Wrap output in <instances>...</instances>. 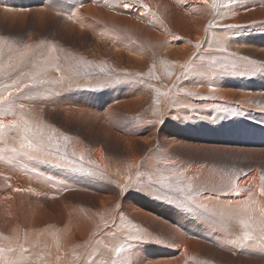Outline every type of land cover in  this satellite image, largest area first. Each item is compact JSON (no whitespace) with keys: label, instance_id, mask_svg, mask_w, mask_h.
<instances>
[{"label":"bare ground","instance_id":"obj_1","mask_svg":"<svg viewBox=\"0 0 264 264\" xmlns=\"http://www.w3.org/2000/svg\"><path fill=\"white\" fill-rule=\"evenodd\" d=\"M65 1H67V3ZM58 2L59 6L56 8V12L59 14L56 16L57 19L63 23L60 24V26H65V28L73 29L74 31L76 28V31L80 33V37L83 33L88 32L92 39V44L89 45L88 49L91 55L90 58H88L86 62H82L83 67L78 75L61 79V81L67 80L66 83H68L69 86L66 87L65 83H62L60 85L65 86H61V89L67 92L66 95L71 93L68 88L71 87V90H74V88L76 89V85L78 86L76 89L77 91L86 92L87 90H92L95 92L105 89L109 92L108 95H110L111 100L116 101L117 99H120L117 101L120 105H126L127 107L128 105H131V108L135 110L139 109L138 107L140 106L143 107V111L141 112L142 114L133 118L127 127H117L115 129V136H117L116 139H118L122 146H124V156L122 159V156L119 158L121 159L120 161H115L110 156L106 155L104 149H102V146L100 145L93 149V154H89L86 151L87 148L85 149L83 145L79 144V141L81 140L78 138H73L75 141L71 142L69 146L66 147V144L64 145L66 147L65 149L69 150V153H75L78 158L83 156L86 165H89L88 170L91 169L90 171L95 173V166H100V164L101 166H105V169L102 168L103 166L101 167L102 171L109 173L111 170H114L115 167H126L127 165H132L133 167V165H142L144 160L151 165L150 167L160 170L159 173H161V171H172V168L174 169V167L171 164L167 165L163 161L165 159L162 157L165 153V149L163 147H167V145L164 146L162 144L163 146H160V144L166 141L167 143L171 141L173 142L175 139L174 136L170 137L169 130L163 127V121L166 120L165 118L170 116V114L174 111L180 113L179 117L181 118L183 116L187 117V115H189V111L192 110H196L203 116H208L215 110H220L222 113L229 112V109L233 108L236 103H232V101H230L231 99L229 100L225 96L233 95L230 91H233L234 88H229L231 89L229 91L227 86L224 84V81L220 78L221 72L227 70L226 65L228 64L223 67V71L220 70V68L218 69V66L222 69L223 64H225L223 59H231V61H235L236 55L233 51H235V48L238 47V43L241 44V36H239V34L244 32L247 33L253 29L254 31L259 29L264 31V0H235L233 3H229V0H216L215 8L212 7L213 0H207V3L205 0H79V2H75L78 3V5L76 4L73 7L66 6L65 9L62 7V4L70 6L72 2L70 4L68 3L70 2L69 0H58ZM125 2L133 6L123 7L122 4ZM48 4V0H0V11L3 13L1 14L2 16H7V14H12V12L15 14L21 13L22 8L29 9L28 7H32L33 9L37 6L35 7L36 10L34 15H41L42 18L37 17L39 21H48L50 16H54L53 14L50 15L51 12ZM36 27L38 26L36 25ZM250 33L251 32H249V34ZM249 41L254 44H263L262 46H264V40L260 38ZM47 47L48 48L46 50H49L48 53L44 50L42 53L38 51L40 52V55H38L37 58L34 57V62L31 61V63H33H30L31 65H29L30 76L27 78V80L31 79L32 81L38 83L35 86H39V82L41 81L40 79H42L44 83L43 87L45 89H48L45 84H49L54 79H57L58 81L60 76H67L56 68L58 63L57 60L59 58L56 53V49L51 45ZM216 47L223 48L224 50H221L220 48L217 49ZM43 49H45V47H43ZM227 50H230V52H227ZM27 52V55H30L28 50L21 53L25 54ZM261 64L262 62H257L256 68L262 69L263 65ZM241 69L245 70V68ZM152 73L155 75L154 77L150 75ZM227 74L229 75V73ZM45 79L47 80V83H45ZM57 88L58 87H56V89ZM241 90L242 88H240V91ZM3 92L5 91L0 90V96H6L8 97V100L3 104H0V112L2 114L10 113L11 119L8 115H6L3 116L2 120L5 121L9 119V121L7 120L4 123L3 121L0 122L7 126L11 124L13 125L15 122L18 127H14V133H7L5 129H0V218L2 214L9 216L15 213L18 208L21 207L24 200L28 201L30 198L33 199V197L37 199V196L39 198L41 194L47 191H52L54 193L59 192L60 190L66 191L70 188L74 189V191H78L86 187L95 191L93 187L85 185L83 181L78 182L76 179L71 178L68 174L65 175V173L57 171V169L73 170L75 167L68 166V162H63L62 160H57L51 157L40 156L38 155V151L36 152L37 154L35 158L32 157L30 152L27 153L25 150L20 151L14 157L13 153H15L16 150L14 149V146H16L14 145V141L17 142V138L20 140L17 145H21L23 142V136H27V138L32 140L33 143H38L40 142L39 133L43 134L47 129L50 130V126L48 125V121L45 122L42 120L35 108L32 107L31 102H28V100L26 101L21 97L19 98L18 96H10L9 94L1 95ZM232 97L230 96L229 98ZM82 102L84 104L83 100L78 101V106H81ZM237 104L241 105L240 103ZM105 108L104 103H96L93 107L96 112H102V114H104ZM209 109L211 111H209ZM207 110L209 112H207ZM25 121L30 122L32 125L26 126ZM23 124L25 126H23ZM143 125H146L147 129H142ZM25 127L30 129L26 133L23 131ZM161 127L162 129H160ZM113 128L115 127L113 126ZM54 133L55 131L53 134ZM55 135L59 136L57 132ZM111 138L113 139L112 136ZM150 140H154L156 142V146H154V148L152 147L153 149H149L146 155H144V153L140 156L135 149V144L140 142L147 147H151L149 143ZM64 146H61V150L62 148L64 149ZM161 151L164 153H161ZM85 153L89 154V156ZM80 160L84 162V160ZM28 165L34 169H38L39 174H29L28 172H25L22 167H26ZM41 166L43 169H41ZM190 169H188L189 171L186 173L187 176L193 174L194 171L197 170V165L192 166V169L194 170ZM178 171V175L183 173ZM47 177L53 178L55 182H49ZM99 178L96 180H99ZM191 178L192 177H190V179ZM243 178L240 180V183L244 180L246 182L245 186L248 185V188L239 189V192L233 190L234 192L230 194H234V196L219 197V193H217L218 195H216V197L212 195L210 201H203L204 204H201L203 206H200L199 203H193L194 200L189 201L190 199L188 196L184 195L185 199H183L182 204L179 203L178 206L175 205V212L180 213L178 211L180 208L179 206L183 207L186 213L193 212V210H195V206L192 204L206 210V212H212L215 215L214 221H216L215 227L213 226L216 231L214 236L216 237L215 242H217L220 247L225 250H230V252L231 250H233V252L235 250L238 255L246 256L248 253H251V251L256 249L253 247L252 241H257V237H255L259 226L257 224L264 220L260 213V209L264 208V193L260 191L261 187L258 186V184H261V180L255 176L254 173L246 175L245 179ZM104 180L109 181V179ZM110 181L113 180L110 178ZM61 182H63V184H61ZM234 182L236 183V181ZM234 185H232V187ZM53 186L56 188H53ZM61 186L63 189H61ZM125 192L126 191L124 189L120 190V194L117 197V204H115L114 198L111 194L107 191L99 190L98 193L93 194V199L89 202L88 207L85 208L80 205L79 211L75 205L68 203L69 199L66 196L68 193L64 194L67 198H60L62 201L66 202V204L65 207L59 211L61 213H57L58 215L62 214L61 216L67 222V228L71 230L67 235V243H77L80 240L82 242L83 239L86 241L89 240L85 244L82 243V245H78L76 247V249L79 247V256L82 257L85 253L87 254L88 249L91 250L89 247L93 245L89 243L90 241H92V243L93 241H96L94 244H97V249L94 247L95 251L93 250L94 252H92L94 255H92V253L90 254L92 256L89 264H113L114 261L116 264H123V261L126 259L134 261V264L201 263H199V255L197 254V252H200V245L198 246L193 243L192 241L195 239L193 238L191 241V235H189L188 232L185 235L183 233L185 230L183 228L178 230L175 224L174 230L176 232V237L178 238L176 243L173 241L174 244L168 241L167 243L162 242V239H159L160 241L157 242V239H155V236L150 232V229L142 226V224L136 225L137 228L142 226L141 229H137L140 232L139 235L137 233H124L118 224V213L120 211H124L130 219V214L134 215L140 212L136 200L133 201ZM150 192L151 197L164 198L169 202L173 201V199L168 195L160 196L158 192H152V190ZM237 193L242 194L239 195ZM41 197H43V195ZM205 197L208 196L205 195ZM190 202H192V204ZM31 204L33 206L34 203ZM112 207H115V209ZM31 209L33 210L32 207ZM94 210L96 211L93 212ZM101 212L104 214L102 215ZM110 212H112V216H109L108 218V213ZM140 213L144 214L143 211ZM158 214L159 213L156 212V215ZM93 216L103 217L101 218L99 229L94 231L88 230V217ZM162 216L164 215L161 214V220L163 221ZM198 216L196 215V218ZM256 216H258L257 219H255ZM164 217L167 220V217ZM155 220H157V218ZM159 220L160 219H158V221ZM241 220L247 223V228H245L240 222ZM255 221L257 223L256 226ZM168 224H170V222H168ZM227 224L237 226V229L241 231L240 233L238 232L240 234V239L243 238L244 232L247 231L251 233L253 236L252 241H246L243 245H241L237 239H234L237 245L234 249L231 248V244L234 245L232 243L234 237L226 235V232L229 231V225ZM261 226L264 227L263 224ZM210 228L212 232L211 225ZM232 228L235 229V227ZM165 229L171 230L169 227L164 228V230ZM58 231L60 232V230ZM9 234L11 239H18L19 237L18 226H16L15 221L11 222V231ZM130 236H142L145 239L142 238L140 241H135L130 240ZM42 237L45 238L47 235L43 234ZM36 238L37 236H35V239ZM117 247L123 248V251L120 254L115 252ZM0 248L5 249L4 252H0V264L82 263L76 257L75 260L69 261L70 263H64V260L57 261V259L53 261V256L40 259L34 249V240L24 243L17 241L3 242L0 240ZM9 248L13 249V251H7ZM59 249L64 253V255H60V253H58V257L62 259L67 257L68 259L69 256L67 253L65 254V251L69 249ZM102 251L109 254V258L105 261L100 255ZM238 251L241 254L238 253ZM209 252L211 253V251ZM90 255L88 254V256ZM88 260L89 259H87V261ZM204 261L212 263V260Z\"/></svg>","mask_w":264,"mask_h":264},{"label":"rangeland","instance_id":"obj_2","mask_svg":"<svg viewBox=\"0 0 264 264\" xmlns=\"http://www.w3.org/2000/svg\"><path fill=\"white\" fill-rule=\"evenodd\" d=\"M69 1V4L72 2L70 6L62 4V7L64 9L66 6L73 7L76 4L78 5V3L75 2H79V0ZM48 2V6L51 12L50 15H54L53 17L50 16V19L48 21H39L38 18H42L41 15H34L36 10L35 7L37 6H35L33 9L32 7H28L29 9L22 8L21 13L15 14L14 12H12V14H7V16H2L1 14L3 13L0 11V90L5 91L1 95L11 93L10 96H18L19 98L21 97L26 101L28 100V102H31L32 107L35 108L42 120L45 122L48 121V125L50 126V130H48L47 128V130L45 129L46 132L43 133L45 136L41 133H39L40 135L38 134L40 138L39 141H42L44 144L43 151H39L38 155L62 160L63 162H68V166L75 167L73 170L57 169V171H59L60 173H65V175L68 174L71 178L76 179L78 182L83 181L85 185L93 187L95 191L87 187L78 191H74V189L70 188L66 191L60 190L59 192L54 193L52 191H47L45 192L47 195L45 193L41 194V196L43 195V197L40 196L38 198L37 196V199L33 197L34 200L31 198L28 201L24 200L21 204V207L19 206L20 208H18L15 213L9 216H6L4 214L1 215L0 240L3 242L17 241L20 243L31 242L32 240H34V249L36 250V253L40 259L53 256V261L57 259V261L64 260V263H68L69 261L78 258L82 263L84 262L83 264H89L91 256L94 255V253L92 252L95 251V248L97 249V244H94L96 243V241H93V243L92 241L89 242L93 246H90L89 248L91 250L88 249L87 254L85 253L82 257L79 256V247L77 249L76 247L78 245H82V243L85 244L89 240L86 241L83 239L82 242L80 240L77 243H67V235L71 230L67 228V222L61 216L62 214L58 215V213H61L59 211L62 210L66 204V202L62 201V199L68 197V203L75 205L79 211L80 205L85 208L88 207L89 202H91L93 199V194L98 193L99 190H104L111 194L114 198L115 204H117V197L120 194V190L124 189L129 198H131L133 201L136 200L140 212L143 211L144 213H136L138 215L130 214L129 219L124 211H120L118 213V224L122 228L124 233H137L139 235L140 232L137 229H141V227L144 226L150 229V232L155 236L157 242L160 241L159 239H162V242L167 243L168 241L173 243L174 241V243H176L178 237H176V232L174 230L175 224L178 230L180 228H183L185 230V232H183L185 235L187 234V232L189 233V235H191L190 240H193V238L195 239L193 241L191 240L193 243L198 246L200 245V252H197V254L199 255V263L201 262L200 264H264V250H262L258 246V238L262 234H264L261 232L262 222H259L257 224L255 221V226L256 224L259 225V229L257 228L255 235V237H257V241H251L253 243V247L256 249L251 251V253H248V255L244 256L238 255L235 250L234 252L233 250H231V252L230 250H225L224 248L220 247L217 242H215L216 237L214 236L216 231L214 227L216 221H214L215 215L212 212H206V210L197 207L196 205L192 204V202L190 203L195 206V210H193L195 214L193 212L186 213L181 206H179L180 208L178 210L180 213L175 212V205L178 206L179 203L182 204L185 196H188V198L190 199L189 201L194 200L193 203L196 202L199 203L200 206H203L201 205L204 204L203 201H210L212 195L216 197V195H218L217 193H219V197H231L234 196V194L230 193H233L235 190L236 192H239V189L241 190L244 188H248V185L245 186L246 182L244 180H242L243 182L240 183V180L243 177V179H245L246 175L254 173L255 176L260 179L261 175L264 174V46H262L263 44H254L249 41L258 38L264 40V31L260 29L254 31L253 29V32L249 31L251 32L250 34L249 32H247L248 34L245 32L239 34V36H241V44L238 43V47H236L235 51H233L236 55L235 61H231V59H223L225 64H223L222 69L218 66V69L220 68V70L223 71V67L228 64L226 65L227 70L225 69L226 71L221 72L220 78L222 81H224L227 89L234 88L233 91L229 89V91L231 90L230 92H232L233 95L225 96L229 100L231 99L230 101H232V103H236L233 108L229 109L230 113H222V111L220 110H215L208 116H203L200 115L196 110H192L189 111V115H187V117L183 116L181 118L179 117L180 113L174 111L170 114V116L165 118L166 120L163 121V127L169 130L170 137L174 136L175 140L168 143L167 141H163L164 143L160 144V146L167 145V147H163L165 149V153L161 151V153H164L162 157L163 159H165L162 160L167 165L171 164L176 170L172 168V171H161V173H159L160 170L150 167L151 165L144 160L142 162V165H133V167L132 165H127L126 167L124 166L119 168L115 167L114 170H111V172L109 173H105L104 171H102L101 167L103 166L102 168L105 169V166H101L100 164V166H95L96 169L93 167L96 171L95 173L90 171L91 169L88 170L89 165H86L84 159H82L84 160V162H82L80 158L77 157V155L69 153V150L65 148L69 146L71 142L75 141L73 140V138H78L79 140H81L79 141V144L83 145L85 149L87 148L86 151L89 154H93V149L100 145L102 146V149H104L106 155L110 156L115 161H120L124 156V146H122L120 141L116 139L117 136H115V129L117 127H127L131 123L133 118H135L139 114H142L141 112L143 111V107L140 106L141 109L140 107H138L140 110L136 109V111L135 109L131 108V105H128V107L126 105H120L119 103H117V101H119L120 99H117L116 101L111 100L110 95H108L109 92L105 89L99 90L100 92H93L92 90H87L86 92L77 91L76 89L78 86L76 85V89L74 88V90H71V87L68 88L71 93H68L69 95H66L67 92L62 90L61 86H69L68 83H66L67 80L61 81V79L76 76L80 73L83 67L82 62H86V60H88V58H90L91 56L88 49L89 45L92 44V39L88 32L83 33V37H80V33L76 31V28L75 32L73 29H67L65 28V26H60V24L63 23L59 21L56 16L57 14H59L56 12V8L59 6V2L58 0H48ZM65 2L67 3V1ZM36 25L38 27H36ZM247 42H251L253 45ZM49 45L53 46L56 49V53L59 56L56 68L67 76H60L58 78V81L57 79H54L51 82L49 81V84H45V86L47 85L48 89H45L43 87L44 83L42 85V83L38 81L39 86H35L38 83L32 81L31 79V81L27 80V78L28 76H30L29 65L34 62L33 60L37 58V56L40 55V52L42 53L43 50L48 53L49 50L46 49ZM43 47H45V49H43ZM216 48L218 49L220 47ZM220 49L224 50L223 48ZM27 50L29 51L30 55H27L28 52L25 54L21 53ZM227 52H230V50H227ZM31 61L33 62L31 63ZM259 61L260 63L262 62V69L256 68V63ZM241 68H245V70ZM224 72L229 73V75ZM241 72H243L245 75ZM230 73L234 76H232ZM150 75H152L153 77L155 76L153 73ZM40 80L42 81V79ZM45 83H47L46 79ZM62 83H65V85H60ZM240 86H244L245 88ZM56 87L60 88L56 89ZM240 88H242L243 91H240ZM253 88H255L256 90ZM17 89H19V91H17ZM247 90H249L250 92ZM230 96L233 97L229 98ZM80 100H83L85 105L82 102L81 106H78V101ZM96 103H104L106 107L104 109V114H102V112L98 113L93 109ZM237 103H240L241 105ZM209 111L211 110L209 109ZM209 111L207 110V112ZM98 114L101 116H99ZM6 115H8L11 119L10 113L2 114L0 112V121H3V123L7 120L9 121V119L5 121L2 120L3 116ZM27 125L31 126L32 124L28 122ZM23 126L25 125L23 124ZM113 126L115 128H113ZM7 128H4L7 133L15 132V128L12 127V124L9 125L8 129ZM142 129H147L146 125H143ZM160 129H162V127ZM53 130L55 131L54 134ZM56 132L57 134H59V136L55 135ZM49 136H52V138L54 136L52 143L58 145L59 150H57L56 147H53L52 143L49 142ZM65 136L68 137L67 140H64ZM111 136L113 137V139L111 138ZM17 140V142L14 141V145H16L14 146V149H16L15 153H13L14 157L22 150H25L27 153L30 152L33 158L36 157V150H31L30 148L26 147L22 148L20 144L17 145V143L20 142L19 138H17ZM153 141L154 140H150L149 142L151 147H147L140 142L136 143L135 149L137 150L138 154L142 156L145 153L144 155H146L149 149H153L154 146H156V142ZM62 145H65L66 147L64 146V149L62 148L61 150ZM88 148L91 152L88 150ZM89 154H87V156H89ZM120 157L121 159H119ZM193 165H197V170L194 171V173L196 174L193 173L187 176L186 173L189 171L188 169H192ZM175 167H177L178 169ZM22 169L29 174H39L38 169H34L29 165L26 167H22ZM41 169H43L42 166ZM177 171L183 172L184 174L181 173L179 174L181 176H179L177 174ZM105 175L109 178H107ZM190 177L192 178L190 179ZM97 178H99V180H96ZM110 178L113 181H110ZM104 179H109L110 182ZM114 179L116 182L114 181ZM233 179L234 181H236V183L233 181ZM47 180L52 183L55 182V180L51 177H47ZM260 183L261 184H258V186L264 187L262 181ZM61 184H63V182H61ZM232 185L234 186L232 187ZM53 188L56 187L53 186ZM61 189H63L62 186ZM151 190L152 192H158L160 196L168 195L173 199V201L169 202L164 198L151 197ZM115 192L118 194H116ZM64 194H67V197H65ZM237 194L240 195L242 193ZM202 195L204 196V199ZM205 195L208 197H205ZM24 202L27 204V206ZM31 203H34L33 206ZM31 207L33 208V210L31 209ZM112 208L115 209V207ZM95 211L96 210H94L93 212ZM156 212L159 214L156 215ZM145 213L146 215L149 213V217L148 215L146 216ZM101 214L103 215L104 213L101 212ZM161 214L166 216L167 220L164 216H162V221ZM196 215L199 216L196 218ZM109 216H112V212L108 213V218ZM257 217L258 216H256L255 219H257ZM88 218V230H98L101 223V218L103 217L93 216ZM156 218L157 220H155ZM158 219L160 220L158 221ZM12 221H15L16 226H18V239H11L10 237L9 232L11 231ZM164 221H166L167 223ZM168 222H170V224H168ZM138 224H142V226H139L137 228L136 225ZM210 225L212 226V232ZM231 226L235 227V229ZM168 227L169 229L171 228V230H173H164V228ZM236 229L237 226L229 225V231H227L228 233L226 232V235H228L229 237L233 236V241H235L234 239L240 241L239 233L241 231ZM58 230H60V232ZM162 230L167 231L163 232ZM43 234H46L47 237L43 238ZM35 236H37L36 239ZM38 236H40L41 238ZM169 236L170 238L168 239ZM140 237L143 238L142 236ZM233 244L234 245L231 244V248L234 249L237 243L235 242ZM59 248L69 249L65 251V254L67 253L69 256L68 259L67 257L63 259L58 257V253H60V255H64V253ZM209 251H211V253ZM91 253L92 255H90ZM238 253L240 252L238 251ZM88 254L90 256H88ZM100 255L104 259V261L109 258V254L105 251H102ZM87 259L89 260L87 261ZM204 260H212V263H208Z\"/></svg>","mask_w":264,"mask_h":264},{"label":"snow or ice","instance_id":"obj_3","mask_svg":"<svg viewBox=\"0 0 264 264\" xmlns=\"http://www.w3.org/2000/svg\"><path fill=\"white\" fill-rule=\"evenodd\" d=\"M205 2L207 3V0H205ZM233 2H235V0H229V3H233ZM122 6H123V7H131V6H133V5H131V4L125 2V3L122 4ZM145 7H146V5H145ZM212 7H213V8L216 7V0H213ZM40 83H43V81H40ZM17 91H19V89H17ZM9 95H11V93H9ZM7 100H8V97H6V96H0V104H3V103H4L5 101H7ZM27 123H28V122L25 121V125H27ZM6 127H9V126L4 125L2 122H0V129H4V128H6ZM12 127H18V125L14 122L13 125H12ZM29 130H30V129H29L28 127H25V128L23 129V131H24L25 133L28 132ZM64 139L67 140L68 137L65 136ZM48 140H49L50 143H52V141H53L52 136H49V137H48ZM22 141H23V142L21 143V147H22V148H23V147H27V148H30V149H34V150H36V151H38V152H39V151H43V149H44V144H43V142H41V143H33L32 140H30V139L27 138V136H23V137H22ZM52 146H53V147H56L57 150H59L58 145L52 143ZM73 155H75V153H73ZM80 159H83V156H81ZM260 179H261V181H262V184H264V174L261 175ZM18 190H19V189H18ZM260 191H261L262 193H264V187H261ZM260 213H261V217L264 218V208H261V209H260ZM240 222L244 225L245 228H247L248 225H247V223H246L245 221L241 220ZM262 224H264V220H262ZM261 232L264 233V227L261 228ZM129 239H130V240H135V241H140L142 238H141L140 236H130ZM252 239H253L252 234L246 231V232H244V234H243V238L240 239L239 242H240L241 245H243L246 241H249V240H252ZM235 242H236V241H233V243H235ZM258 246H259L262 250H264V234H262V235L258 238ZM4 251H5V249L0 248V252H4ZM7 251L11 252V251H13V249L9 248V249H7ZM122 251H123V248H122V247H117V248L115 249V252H116L117 254H120ZM113 264H116V262L114 261ZM123 264H134V261H132V260H130V259H126V260L123 261Z\"/></svg>","mask_w":264,"mask_h":264}]
</instances>
